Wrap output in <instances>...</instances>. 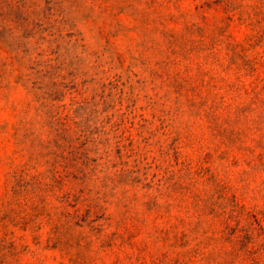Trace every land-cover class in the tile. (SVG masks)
<instances>
[{"label": "rangeland", "instance_id": "obj_1", "mask_svg": "<svg viewBox=\"0 0 264 264\" xmlns=\"http://www.w3.org/2000/svg\"><path fill=\"white\" fill-rule=\"evenodd\" d=\"M247 211L264 0H0V264H246Z\"/></svg>", "mask_w": 264, "mask_h": 264}, {"label": "trees", "instance_id": "obj_2", "mask_svg": "<svg viewBox=\"0 0 264 264\" xmlns=\"http://www.w3.org/2000/svg\"><path fill=\"white\" fill-rule=\"evenodd\" d=\"M220 233V238L231 248L227 253L234 259L243 255L246 264H264V226L258 214L247 211L232 216Z\"/></svg>", "mask_w": 264, "mask_h": 264}]
</instances>
